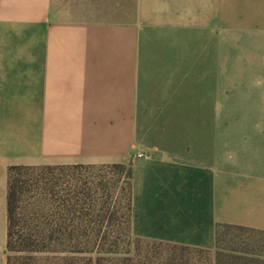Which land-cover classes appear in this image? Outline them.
I'll return each mask as SVG.
<instances>
[{
  "label": "crops",
  "instance_id": "1",
  "mask_svg": "<svg viewBox=\"0 0 264 264\" xmlns=\"http://www.w3.org/2000/svg\"><path fill=\"white\" fill-rule=\"evenodd\" d=\"M95 5L0 0L4 256L10 167L130 164L143 240L264 234V0Z\"/></svg>",
  "mask_w": 264,
  "mask_h": 264
},
{
  "label": "trees",
  "instance_id": "2",
  "mask_svg": "<svg viewBox=\"0 0 264 264\" xmlns=\"http://www.w3.org/2000/svg\"><path fill=\"white\" fill-rule=\"evenodd\" d=\"M101 167L125 170V165ZM69 168L94 167L8 169L7 264H201L194 260L198 259L195 255L210 254L208 250L133 237L131 165L126 171L122 201L114 196L112 181L66 177L64 172ZM38 170L49 175L38 174ZM54 171L60 174L52 175ZM222 230L257 233L217 226L216 254L222 250Z\"/></svg>",
  "mask_w": 264,
  "mask_h": 264
},
{
  "label": "rangeland",
  "instance_id": "3",
  "mask_svg": "<svg viewBox=\"0 0 264 264\" xmlns=\"http://www.w3.org/2000/svg\"><path fill=\"white\" fill-rule=\"evenodd\" d=\"M72 1V0H71ZM105 1V3H104ZM119 1L120 0H96V14L97 20L99 16L105 14L107 16L109 10L112 13V21L116 20L119 16ZM147 1V0H146ZM145 11L149 12V2L145 4ZM149 21V20H148ZM130 164H125V170L109 169L106 167H94V168H78V169H68L64 173L66 177H74L75 179H81V181H94L98 182L100 180L112 181L113 187L115 189V194L119 201H122L123 193L122 189L126 188V171ZM41 170H38L40 174ZM44 175H49L48 171L43 172ZM59 171H54L52 175H59ZM126 191V190H125ZM125 194V193H124ZM124 199V198H123ZM4 215V214H3ZM2 230L4 231V225ZM133 237H136L133 234ZM219 250L216 254L215 249L210 252V254H196V261L201 264H247L248 262L257 261L264 264V234L253 233L244 230H222L221 240ZM5 248V238L4 234L0 235V264H7V255L2 253ZM209 259V262L205 260ZM249 264V263H248Z\"/></svg>",
  "mask_w": 264,
  "mask_h": 264
},
{
  "label": "built area",
  "instance_id": "4",
  "mask_svg": "<svg viewBox=\"0 0 264 264\" xmlns=\"http://www.w3.org/2000/svg\"><path fill=\"white\" fill-rule=\"evenodd\" d=\"M143 157V155H138V158H142Z\"/></svg>",
  "mask_w": 264,
  "mask_h": 264
}]
</instances>
